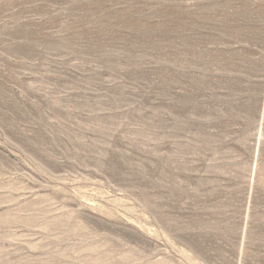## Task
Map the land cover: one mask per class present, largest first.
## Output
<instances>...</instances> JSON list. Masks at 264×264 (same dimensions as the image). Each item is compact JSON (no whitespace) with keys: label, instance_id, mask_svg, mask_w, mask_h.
Here are the masks:
<instances>
[{"label":"rangeland","instance_id":"rangeland-1","mask_svg":"<svg viewBox=\"0 0 264 264\" xmlns=\"http://www.w3.org/2000/svg\"><path fill=\"white\" fill-rule=\"evenodd\" d=\"M0 264H264V0H0Z\"/></svg>","mask_w":264,"mask_h":264}]
</instances>
